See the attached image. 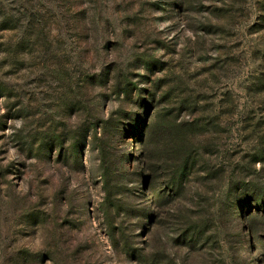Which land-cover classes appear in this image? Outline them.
I'll return each instance as SVG.
<instances>
[{"label": "rangeland", "instance_id": "rangeland-1", "mask_svg": "<svg viewBox=\"0 0 264 264\" xmlns=\"http://www.w3.org/2000/svg\"><path fill=\"white\" fill-rule=\"evenodd\" d=\"M0 264H264V0H0Z\"/></svg>", "mask_w": 264, "mask_h": 264}]
</instances>
